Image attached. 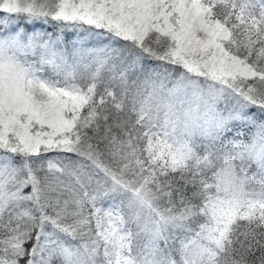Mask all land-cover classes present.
Instances as JSON below:
<instances>
[{"label":"snow or ice","instance_id":"obj_1","mask_svg":"<svg viewBox=\"0 0 264 264\" xmlns=\"http://www.w3.org/2000/svg\"><path fill=\"white\" fill-rule=\"evenodd\" d=\"M0 264H264V0H0Z\"/></svg>","mask_w":264,"mask_h":264}]
</instances>
